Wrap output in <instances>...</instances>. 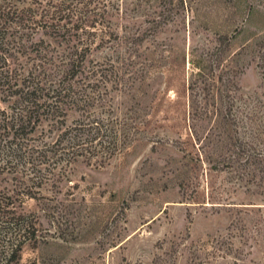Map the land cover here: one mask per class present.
<instances>
[{"label": "rangeland", "instance_id": "374dc122", "mask_svg": "<svg viewBox=\"0 0 264 264\" xmlns=\"http://www.w3.org/2000/svg\"><path fill=\"white\" fill-rule=\"evenodd\" d=\"M62 3L92 45V111L131 135L42 187L0 174L36 229L11 264H264V191L235 177L236 131L264 129V0H0L38 22L0 16V61L61 51L45 22Z\"/></svg>", "mask_w": 264, "mask_h": 264}, {"label": "trees", "instance_id": "16d2710c", "mask_svg": "<svg viewBox=\"0 0 264 264\" xmlns=\"http://www.w3.org/2000/svg\"><path fill=\"white\" fill-rule=\"evenodd\" d=\"M69 6L62 3L54 7L58 21L45 22L56 40H60L61 51L56 55L39 51L25 67L15 57L13 65L5 57L0 61V174L8 173L12 180L26 187H42L50 176L64 177L80 161L104 166L127 147L131 135L129 130L115 126L111 110L106 112L108 118L92 111L98 102L92 96L95 86L91 76L95 71L85 66L92 45L77 37L83 29L70 23ZM6 8L0 16L12 15L10 20L17 21L20 29L30 25L33 30L38 26L31 9L26 14ZM63 19L64 24L59 21ZM24 44L22 48L26 50L33 46ZM10 100V111L2 109L1 102ZM260 104L255 106L253 118L260 112L264 115V105ZM69 113L77 115L70 123ZM240 122V118L237 124L235 121L236 128ZM246 124L249 133L235 134V177L264 191V129L253 120ZM13 201L9 192H0V247L4 248L0 255L8 250V257L1 259L6 261L4 264L17 261L24 244L22 238L32 231L34 235L36 230L17 213Z\"/></svg>", "mask_w": 264, "mask_h": 264}]
</instances>
